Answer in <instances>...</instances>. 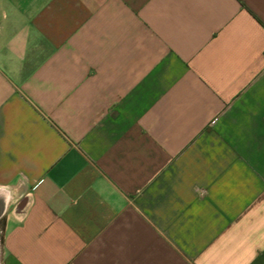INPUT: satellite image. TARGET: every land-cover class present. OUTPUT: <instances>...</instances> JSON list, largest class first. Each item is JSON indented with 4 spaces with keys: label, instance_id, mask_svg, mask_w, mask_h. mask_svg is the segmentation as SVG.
Masks as SVG:
<instances>
[{
    "label": "crops",
    "instance_id": "1",
    "mask_svg": "<svg viewBox=\"0 0 264 264\" xmlns=\"http://www.w3.org/2000/svg\"><path fill=\"white\" fill-rule=\"evenodd\" d=\"M0 264H264V0H0Z\"/></svg>",
    "mask_w": 264,
    "mask_h": 264
},
{
    "label": "clouds",
    "instance_id": "2",
    "mask_svg": "<svg viewBox=\"0 0 264 264\" xmlns=\"http://www.w3.org/2000/svg\"><path fill=\"white\" fill-rule=\"evenodd\" d=\"M18 219H23V217H18Z\"/></svg>",
    "mask_w": 264,
    "mask_h": 264
}]
</instances>
